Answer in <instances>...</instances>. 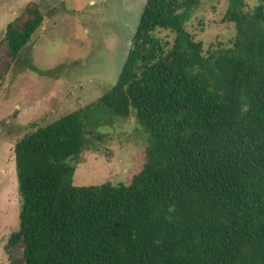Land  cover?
I'll list each match as a JSON object with an SVG mask.
<instances>
[{"label": "trees", "instance_id": "obj_1", "mask_svg": "<svg viewBox=\"0 0 264 264\" xmlns=\"http://www.w3.org/2000/svg\"><path fill=\"white\" fill-rule=\"evenodd\" d=\"M197 1L144 0L98 108L14 141L8 264H264V0H224L234 35L207 47L184 27ZM41 19L31 5L5 24L0 75ZM115 116L147 132L140 167L73 184L81 151Z\"/></svg>", "mask_w": 264, "mask_h": 264}, {"label": "rangeland", "instance_id": "obj_2", "mask_svg": "<svg viewBox=\"0 0 264 264\" xmlns=\"http://www.w3.org/2000/svg\"><path fill=\"white\" fill-rule=\"evenodd\" d=\"M143 2L0 0V39L5 24L21 21L29 6L36 5L42 14L29 40L0 75V264H8L3 243L17 225L12 144L65 112L83 105L98 108L93 102L114 82ZM224 3L198 0L184 21V27L204 47L216 40L231 42L233 22L220 21ZM6 58L1 41L0 68ZM115 117L116 130L105 131L93 146L81 151L73 184L126 181L140 167L147 132L142 125L136 128L133 117L124 121V117Z\"/></svg>", "mask_w": 264, "mask_h": 264}]
</instances>
